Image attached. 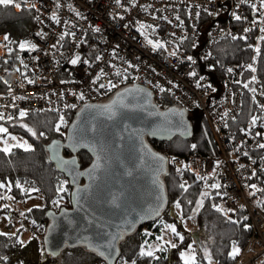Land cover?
<instances>
[{"label": "built area", "instance_id": "2783aa9c", "mask_svg": "<svg viewBox=\"0 0 264 264\" xmlns=\"http://www.w3.org/2000/svg\"><path fill=\"white\" fill-rule=\"evenodd\" d=\"M252 4H256L259 11H253ZM9 5L16 12H34L36 30L23 36L15 55L4 36H0V112L5 117H13L11 121L1 122L22 120L19 118L21 109L28 115H63L79 110L84 104L106 101L117 90L131 85L148 89L159 108L167 97L187 113L200 112L209 126L215 153L201 154L195 146L184 156L166 152L162 155L187 188L190 176L201 181L206 191L222 189L220 208L227 217L245 210L251 221L252 236L237 264H255L262 260L264 212L248 192L250 182L259 172H264V149L258 147L264 144V109L259 106L264 105V87L256 71L248 67L255 69L256 49L264 36L260 31L264 27V8H260V2L135 0L134 6L132 0H120L119 5L116 0H12ZM233 13L246 19L236 20ZM54 14L60 23L52 19ZM140 24L150 27L140 30ZM65 32L75 33V36L67 35L57 43ZM234 36L237 38L233 39ZM149 40L164 47L154 48ZM226 40L249 44L252 51L249 60L217 67V49ZM21 43L35 45L36 50H21ZM54 44L56 48L52 47ZM173 52L176 55H172ZM76 54L80 55L81 62L72 65L69 61ZM96 56L102 59L97 61ZM229 68L233 71L228 72ZM101 69L106 75L93 84ZM117 70L121 76L115 75ZM191 72L196 75H189ZM28 80L34 83L29 84ZM108 81L118 87L111 91L99 88ZM197 82L201 87L196 86ZM245 83L256 91L253 95L255 109L243 125L240 119L247 89L243 87ZM156 85L165 91L161 92ZM81 92L83 100L74 95ZM72 104L76 107H65ZM253 117H257L255 126L251 124ZM257 132L261 135L257 136ZM177 168L182 171L177 172ZM197 174L207 179H197ZM212 184L220 187L211 188ZM10 215L15 222L21 221L41 248L44 247L46 222L35 223L16 210Z\"/></svg>", "mask_w": 264, "mask_h": 264}, {"label": "trees", "instance_id": "16d2710c", "mask_svg": "<svg viewBox=\"0 0 264 264\" xmlns=\"http://www.w3.org/2000/svg\"><path fill=\"white\" fill-rule=\"evenodd\" d=\"M260 2V0H257ZM36 30L35 14L32 11L16 12L9 4H0V36H7L6 42L11 46L15 55L17 46L25 34ZM217 67L226 65H237L242 61L249 60L252 55L251 46L241 41L233 42L226 40L218 46ZM255 71L258 79L264 87V40L256 53ZM1 89V87H0ZM252 86L245 91L243 113L241 124L245 125L249 117L253 114L255 104L254 93L250 91ZM110 99L101 103H106ZM171 107H179L169 98L164 97L160 109L166 110ZM78 110L67 111L63 115L52 113H30L27 117L17 122L3 123L13 132L22 135L31 145V150L25 151L23 148H13L10 154L0 152V182L6 185L11 183V190H7L15 199H23L32 193H42L45 197L46 206L43 209H34L27 213L25 217L35 218V223L46 222L49 225L47 213L50 211L58 213L62 208L71 209V194L73 186L69 179L55 165L50 147L54 142L65 143L70 125L76 118ZM63 116L65 124L61 125L60 131H55L56 125ZM187 118L193 128L190 140L176 137L170 142L157 143L148 139L151 147L161 153L165 152L177 156L186 155L195 145L201 154L215 153L216 147L213 141L209 126L204 116L198 112L187 113ZM26 124L37 133H31L21 125ZM44 132V136H39ZM62 156L71 158L74 155L66 147L62 148ZM82 170L90 166L93 159L87 152L76 155ZM19 181L21 188L16 187ZM165 189L168 197L167 206L159 219L150 222L143 227H139L135 233L124 236L120 243V256L116 264H185L186 257L194 256L195 264H237L242 252L246 248L252 236V225L245 210L227 217L224 213L217 211L213 205L220 207L223 200L224 191L222 189L206 191L201 181L188 177L189 187L187 191L180 188V180L173 170L168 167L167 174L163 177ZM256 185V189L248 187V192L255 204L264 212V172H259L249 185ZM63 186L65 191H57ZM23 189V191H22ZM38 189V191H32ZM2 189L0 188V191ZM207 192V196L202 193ZM255 193L252 195L251 193ZM219 193V195L217 194ZM62 197V199H61ZM203 199V206L198 207L197 202ZM1 201H5L2 199ZM59 201V204H54ZM191 201V203H189ZM180 203V208H176V203ZM8 211V209H5ZM10 214L12 212L8 211ZM196 212V213H195ZM195 214V226L205 240L208 253L204 254L196 248L193 233L188 229L187 222ZM162 221L166 225H175L177 231L183 235L181 242L167 229V241L164 243V250L157 252L153 256H140V252L145 249V236L141 233L142 228H152ZM159 230H157L158 232ZM154 239V238H153ZM22 242V243H21ZM176 244L173 248L170 245ZM239 248V254L233 259L230 256L233 247ZM0 264H107L96 252L86 246L75 248L67 247L58 257L50 256L46 253L45 247L41 248L39 241H24L21 232L15 234L0 235ZM256 264V263H255ZM260 264H264V259Z\"/></svg>", "mask_w": 264, "mask_h": 264}, {"label": "water", "instance_id": "95a60500", "mask_svg": "<svg viewBox=\"0 0 264 264\" xmlns=\"http://www.w3.org/2000/svg\"><path fill=\"white\" fill-rule=\"evenodd\" d=\"M129 89L131 93L127 92ZM149 92L139 85H131L117 90L106 103L84 104L68 129L65 143L51 145L52 159L69 179L73 191L71 209L47 213L49 225L44 247L48 255L58 257L67 247L86 246L107 264H116L124 236L132 235L163 214L168 203L163 177L169 166L167 158L155 151L148 139L160 143L176 137L190 140L193 128L187 111L178 107L162 110L155 104L151 92L147 96ZM117 93H124L122 99L128 107L117 105L112 119L85 107L109 104L117 99ZM63 147L74 156L63 157ZM81 152H87L93 159L84 170L76 158ZM97 155L101 157V168L90 178L88 170ZM155 156L167 161L163 170L158 169ZM109 243L111 249L100 247ZM101 251L105 256L100 255Z\"/></svg>", "mask_w": 264, "mask_h": 264}, {"label": "snow or ice", "instance_id": "6c2138e0", "mask_svg": "<svg viewBox=\"0 0 264 264\" xmlns=\"http://www.w3.org/2000/svg\"><path fill=\"white\" fill-rule=\"evenodd\" d=\"M11 2H12V0H0V4H3V5H7V4L11 3ZM132 2H133V5L135 6V0H132ZM116 3L119 5V4H120V0H116ZM240 3H241V4L248 3V0H240ZM15 6H16L17 8L20 7L19 4H16ZM58 6H59V5H58ZM251 7H252L253 11H259V9L257 8V5H256V4H252ZM260 8H264V0H260ZM146 10H147V9L145 8V11H146ZM77 15H79V13H77ZM233 15H234V18H235L236 20L246 19V18H243V17H241L240 15H237V14H235V13H233ZM197 16H199V13H197ZM52 19H53L57 24L60 23L58 17H56L55 14L53 15ZM165 19H166V17H165ZM176 19L179 20V16H177ZM181 23H183V22L181 21ZM253 23H255V21H253ZM146 27H150V26H146V25H144V24H140V30H144ZM95 31H99V29H95ZM244 31L247 32V31H249V29H245ZM260 31H261V32H264V27L260 28ZM38 35H40V33H38ZM67 35H71V36L74 37V36H75V33H68V32H65V33L61 34L57 43H59V41H63V40L65 39V36H67ZM236 38H237V37H235V36L233 37V39H236ZM240 38H241V39H246V37H240ZM4 39H5V40H8V37L5 36ZM261 39L264 40V36H262ZM148 43L153 44V42H152L151 40H149ZM56 46H57L56 44L52 45L53 48H56ZM19 47H20L21 50H24L25 48H30V49L33 50V51L36 50V46H35V45H29V44H26V43H21V44L19 45ZM153 47H154V48H162V47H164V45L161 44V43H159V42H157V43H154V44H153ZM256 51H257V53H259V48H257ZM171 54H172V55H176V52H173V53H171ZM95 59H96L97 61H99V60L102 59V57H100V56H96ZM188 59L191 60L192 58H191V57H188ZM79 62H81V57H80L79 54H76V55L74 56V58H72V59L69 61V63H71L72 65H76V64L79 63ZM84 63H88V61H84ZM25 67H27V66L25 65ZM113 67H114V66H113ZM129 67H132V65L129 64ZM248 67H249L252 71H255V69L252 68L251 65H249ZM17 71H19V69H17ZM126 71H127V70H125V72H126ZM227 71H228V72H232L233 69L229 68ZM104 75H106V74L104 73L103 69H101L100 73H98L97 76H96V78L92 81L93 84H95L98 80L102 79V77H103ZM115 75H117V76H121L122 74H121V72H120L119 70H117V71L115 72ZM189 75H191V76H195L196 73H195V72H191ZM123 78H124V79H127V75H124ZM201 79H202V78H201ZM252 79H253V81H254V80H255V77H253ZM62 82H63V81H62ZM28 83H29V84H32V83H34V81H32V80H28ZM196 86H197V87H201V85H200L199 82H197ZM116 87H118V85L112 83L111 81H108L106 84H105V83H101V84L99 85V88L106 89L107 91H111V89L116 88ZM156 87L159 88V90H160L161 92H164V91H165V89H164L163 87H161L160 85H156ZM243 87L248 88L249 85H248L247 83H245V84L243 85ZM98 90H99V89H97V91H98ZM136 91H138V92H143L144 90H143V89H136ZM169 91H170V90H169ZM250 91H252V92L254 93L256 90L253 88V89H250ZM127 92H128V93H131L132 90L129 89V90H127ZM74 95H76V96H77V99H79V100H83V99H84V94H83L82 92L79 93V94H74ZM123 95H124V93H117V99L112 100L111 103L106 104V105H86L85 107H86V108L96 109L97 112H98L100 115H107V118H108V119H112V118L116 115V112H115L114 109L116 108L117 105H119L120 107H125V108L128 107V105L124 104V102H123V99H122ZM147 96L150 97V96H151V93H150V92L147 93ZM13 99H25V97H14ZM253 99L255 100V97H253ZM14 106H15V105H14ZM259 106L261 107V109H264V105H259ZM65 107H66V108H67V107L75 108L76 105H74V104H72V105H65ZM174 114H175V113H174ZM179 114H180L181 116L183 115L182 112H180ZM27 115H28V112H27V111H25V110H23V109H21V110L19 111V118H20V119H23V118L26 117ZM161 115H163V114H161ZM224 116H225V117L227 116V112L224 113ZM5 119H7L8 121H11V120H13V117H12L11 115H8L7 117H5V114L2 113V112H0V121H4ZM256 123H257V117H253V118H252V121H251V124H252L253 126H255ZM63 124H65V121H64V119H63V116H61V117H60V122H59V123L56 125V127H55V131L59 132V131H60V127H61V125H63ZM21 127L25 128V129L27 130V132L31 133L32 136H37V133L33 130V128L29 127L28 125H26V124H22ZM73 127H75V125H74ZM153 134H154V133H153ZM44 135H45L44 132H40V133H39V136H44ZM256 135L259 136V135H261V133L257 132ZM9 139H11V140H13V141H17V137L14 136V135H11V134L9 133V131H8V128L5 127L3 124H0V143H3V145H4L3 148H0V152H3V153H5V154H10L13 148H24L25 151H29V150H31V145H28L26 141L23 142V143H21V142H17V143H15V144H9V143H8ZM55 143H56V142H54V144H55ZM84 146H87V145H84ZM192 147L195 148V145H193ZM258 147L261 148V149H264V144H259ZM93 150H94V149H93ZM237 150H239V149H237ZM244 155L247 156L248 153L245 152ZM100 159H101V157H100L99 155H97V157H96V161L93 163L91 169L88 170V175H89L90 178H92L93 174H94L98 169L101 168ZM154 160H155V163H156L157 166H158V169H159V170H163V165H164V163L167 162V161L165 160V158L162 157V156H155V157H154ZM172 162L174 163V161H172ZM64 163H68V162L65 161ZM185 167H188V166H185ZM181 171H182V170H181L180 168H177V172H181ZM82 174H83V173H78L77 175H82ZM75 178H76V177L74 176V177H73V181H74V182H75ZM197 179L206 180L207 177H201V176H199V174H197ZM179 186H180V188L183 189L184 191H187V187L185 186V184H180ZM5 187H7L8 190L10 191V190H11V183H9V184L6 185L5 183L0 182V188H5ZM16 187H17V188H21V185H20L19 181L16 182ZM210 187L215 189V188H219L220 185H219V184H212V185H210ZM248 187H251L252 189H256V185H254V184H253V185H249ZM65 190H66V189H64L63 186H61L60 188H58L57 191L59 192V191H65ZM22 191H23V189H22ZM32 191H38V189H33ZM217 194L219 195V193H217ZM251 194L254 195L255 193L253 192V193H251ZM207 195H208L207 192L202 193V196H207ZM0 199H12V197H10V196H0ZM61 199H62V197H61ZM113 202L115 203V200H114ZM53 203L58 205V204H59V201H54ZM189 203H191V201H190ZM117 206H119V205H117ZM175 206H176V208H180V203L177 202ZM197 206H198V207H202V206H203V199H201V200H199V201L197 202ZM213 207H214L217 211H219V212H222V213H223V211H224L222 208H220V207L217 206V205H213ZM29 211H31V209H29ZM156 214L158 215V210L156 211ZM225 214H226V213H225ZM21 215H23V213H22ZM50 215H51V213H50ZM141 218L143 219V217H141ZM166 227H167V229H168V230H169L174 236L178 237L179 240H180L181 242L184 240L183 235H181V234L177 231L175 225H166ZM0 235H5V234H4V233H0ZM158 239H162V237H158ZM21 243H22V242H21ZM170 246L173 247V248L177 247L176 244H171ZM100 247H104V248L111 249L112 246H111V244L109 243V244H106V245H105V244H101ZM239 251H240L239 248L236 247V246H234L233 249H232V252L230 253V256H232V258L234 259V258L239 254ZM109 254H110V253H109ZM100 255H101V256H105V252L101 251V252H100ZM140 256H153V253H152V251H144V250L142 249L141 252H140ZM181 256H182L183 258H185V264H195V257H194V256L186 257V256H185V253H183V252H181ZM105 258H107V257H105ZM126 264H127V262H126ZM132 264H135V261H133Z\"/></svg>", "mask_w": 264, "mask_h": 264}, {"label": "rangeland", "instance_id": "374dc122", "mask_svg": "<svg viewBox=\"0 0 264 264\" xmlns=\"http://www.w3.org/2000/svg\"><path fill=\"white\" fill-rule=\"evenodd\" d=\"M23 124V123H22ZM5 127L7 125L3 124ZM8 128V131L11 135H14L17 137V141H13L9 139V144H15L17 142H27V140L20 134H17L13 132L12 130ZM28 144V142H27ZM29 145V144H28ZM3 143H0V148H3ZM24 149V148H23ZM0 196H10L12 197L9 192L7 191L8 188H1ZM203 198V196H202ZM201 198V199H202ZM0 199V233L4 234H15L17 232H21V238L24 241H34L35 236L24 227L23 223L21 221H14L11 217L10 212H13L16 210L20 214L23 213V216H26L27 213H31L34 209H43L46 206L45 197L42 193H32L29 196L23 198V199H17L15 200L13 197L12 199H4L5 201H1ZM5 209H8L6 211ZM31 209V211H29ZM196 213V212H195ZM195 214L193 218H191L187 222L188 229L193 233V236L195 238L196 248L203 252L204 254H207V248L205 245V240L203 238L202 233L197 230L195 226ZM33 221H35V218H33ZM157 230H159L157 232ZM141 233L145 236V249L146 251H152L153 254H156L157 252H162L164 250V243L168 240L167 239V227L166 224L162 221H158L154 227L150 228H142ZM158 237H162V239H158ZM154 238V239H153ZM190 256V254H188ZM247 257L243 259V262L245 261ZM264 258H262L263 260ZM257 262L256 264L260 263Z\"/></svg>", "mask_w": 264, "mask_h": 264}]
</instances>
